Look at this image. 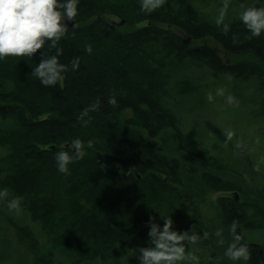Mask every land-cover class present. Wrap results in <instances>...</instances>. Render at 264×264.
Masks as SVG:
<instances>
[{"label": "trees", "instance_id": "obj_1", "mask_svg": "<svg viewBox=\"0 0 264 264\" xmlns=\"http://www.w3.org/2000/svg\"><path fill=\"white\" fill-rule=\"evenodd\" d=\"M241 5L264 7V0H231L225 34L214 22L221 0H166L151 14L140 11L139 0H79L76 19L104 10L150 24L122 31L102 21L81 28L65 23L59 61L69 70L52 87L31 74L41 52L0 60V190H8V199L22 198L19 214L0 201V264H122L124 251L148 241L150 217L161 227L162 219L171 217L173 230L181 233L193 226L201 235L208 232L197 247L209 249L204 264H220L208 208L185 191L187 183L196 178L206 183L214 174L184 166L153 139L169 127L194 145L201 161L264 179V145H259L264 143L259 121L264 119V70L249 61L228 63L211 44L187 43L211 39L225 55H252L264 62V34L251 37L239 20ZM42 51L54 55L56 50ZM74 51L88 59L87 73L71 70ZM89 89L99 94L100 106L85 123L76 101ZM228 95L247 110L245 116L237 114L247 131L244 150L225 143L228 115L240 111L226 107ZM113 97L115 107L108 103ZM215 100L226 103L225 119L217 117ZM76 138L86 155L69 165L70 174H62L55 156L62 150L71 154L68 146ZM218 148H228L234 160ZM256 164L259 172L252 170ZM257 192L264 197V183ZM219 203L229 228L233 221L239 225L237 234L250 252L247 264H264V210L243 209L228 198Z\"/></svg>", "mask_w": 264, "mask_h": 264}, {"label": "clouds", "instance_id": "obj_2", "mask_svg": "<svg viewBox=\"0 0 264 264\" xmlns=\"http://www.w3.org/2000/svg\"><path fill=\"white\" fill-rule=\"evenodd\" d=\"M140 11L151 14L162 8L166 0H139ZM79 0H0V60L8 58H32L36 53L41 52L43 58L40 63L32 70L41 85L52 87L62 82L63 73L69 70V66L60 63L59 57L63 55V49L58 47L60 41L66 36L68 27L67 21H75L78 15ZM231 0H221V6L217 10L215 24L221 28L222 32L227 34L230 25L226 23L228 9ZM239 13V20L251 34V37H260L264 34V7H244ZM75 27V25H74ZM47 45L50 49H55L54 55H45L42 51ZM85 51L92 53V46L88 45ZM71 70L76 71L80 66V59L74 58L70 62ZM217 95L223 96L224 90L218 89ZM213 94H207V100L212 102ZM228 104L236 103L235 98L228 95ZM108 103L117 106L116 99L110 98ZM100 102L89 105L82 110L79 120L90 119L89 114L98 110ZM225 143L231 142L236 133L231 129L224 131ZM93 141L87 142V147H93ZM237 147H241V142H237ZM69 151H59L55 156L56 166L60 173L70 174L69 165L75 160H82L86 155L85 145L79 139L72 140ZM264 161V158H262ZM260 166H255V171L259 172ZM10 193L7 189L0 190V201L7 202V208L10 212L19 214L22 211L20 197L8 199ZM163 227L155 222L154 217L149 218L147 233L148 246L140 247L134 251L139 264H200V258L197 255L201 239L207 240L209 233L202 235L196 231L193 226L191 232H178L173 230V221L171 217L164 218ZM238 223L233 221L230 227L232 242L225 249V257L237 264H247L250 260L248 246L241 243L242 236L237 234ZM218 246H223L225 240L223 231L217 230L214 234ZM126 260V257H121Z\"/></svg>", "mask_w": 264, "mask_h": 264}, {"label": "rangeland", "instance_id": "obj_3", "mask_svg": "<svg viewBox=\"0 0 264 264\" xmlns=\"http://www.w3.org/2000/svg\"><path fill=\"white\" fill-rule=\"evenodd\" d=\"M77 28L81 27H87L90 24H93L94 22L102 21L104 22V25L106 28H118L122 31H132L134 29L144 27L150 24L149 21H140L135 22L131 18H125L121 15L109 12V11H96L94 13H90L87 16H83L81 19H76ZM66 23V22H65ZM67 24V23H66ZM74 27V26H73ZM159 27L171 29L167 25L160 24ZM173 30V28H172ZM187 43H190L191 45H200V44H211L214 48H216L222 58L227 61L228 63L232 62H239V61H249L250 63L256 65L260 70H264V62H261L259 59L255 58L252 55H225L221 49V47L216 44L211 39H205L201 41H187ZM46 48H48L47 45H45ZM64 49V48H63ZM75 52V51H74ZM80 59V66L79 71H84L85 67L88 63V59L85 58L84 55H77ZM74 57V56H73ZM74 59V58H73ZM76 70V71H78ZM75 71V72H76ZM74 72V71H73ZM86 71L82 72L85 73ZM87 73V72H86ZM65 76V75H64ZM72 84L70 87H72ZM63 87V84H62ZM85 93V91H84ZM87 93V91H86ZM100 96L98 93L92 90H88V94H84L83 98L81 97L79 101H76V105H78L77 109L84 110L87 108L86 106H89L93 104V102L99 101ZM236 103L227 105L224 102H220L218 100H215V103L213 105V109H217V117L226 118V112H223L222 107L226 106L228 108H239V112H232L231 116L228 115L227 124L231 130H233L236 133V136L233 138L234 147L238 148L240 150H244L247 147L246 143H242L243 137L247 136V131L244 129L242 124V118L238 117L237 114L240 113V115H244L247 110L243 108L241 105H239V101L235 100ZM100 102V101H99ZM227 102V101H226ZM205 115V114H204ZM192 120L198 119L200 116H196L194 114L191 115ZM245 116V115H244ZM44 118H47V115H44ZM261 123L264 124V119L262 118L259 120ZM250 138V137H249ZM154 142H157L160 146H162L165 149V152L169 156H173L177 158L184 166H193L196 167L200 172L202 173H213L214 175L210 176L207 175V177L210 179L206 183H203L204 181L202 179L196 178L192 184L187 183L186 192L199 196L201 204H204L207 206V215H208V221L212 222L210 225V228L216 232L218 229L223 231V238L225 240V244L223 246H218L216 243V249H218V259L220 260V264H234V262L228 260L225 255V249L227 248L228 244L232 242V236L230 234V228L228 223L225 220L224 215H221V209H220V203L219 200L221 198H228L231 200H234L238 204H240L243 209H262L264 210V197L259 195L257 190H260L263 187L264 179L261 177V175H255L253 176V179H250L247 175L242 176L237 170V168L233 167L232 165L230 168H225L219 165H213L209 163H205L201 161L196 155H195V147L192 145L189 141H182L178 138L176 132L167 127L158 137L153 139ZM241 142L242 146L237 147V142ZM259 145H264V143L259 142ZM64 146V145H62ZM43 147V146H42ZM221 149V148H220ZM218 148V150H220ZM223 154L224 158L227 157V159L234 160V156L232 152L226 148V151L224 149L220 150ZM229 157V158H228ZM76 162V160L74 161ZM101 169H103L104 172H106L108 169H106V166L104 163H100ZM255 171V169H252ZM257 172V171H255ZM229 188L233 190H228ZM257 189V190H256ZM229 209L233 206L231 204H227ZM236 215V214H233ZM236 217V216H235ZM264 243V240H262ZM148 243L147 241L136 243L132 248H130L127 251H124V257H126V260L122 261V264H139V261L136 259L134 251L140 247H147ZM199 248V247H198ZM205 251V252H204ZM204 252V253H203ZM209 249H200L197 252V255L200 258V264H204L208 258ZM220 257V258H219ZM20 259H24L22 256H20ZM239 263V262H237Z\"/></svg>", "mask_w": 264, "mask_h": 264}, {"label": "water", "instance_id": "obj_4", "mask_svg": "<svg viewBox=\"0 0 264 264\" xmlns=\"http://www.w3.org/2000/svg\"><path fill=\"white\" fill-rule=\"evenodd\" d=\"M67 25H69L70 27H73L76 24V21H67L66 20Z\"/></svg>", "mask_w": 264, "mask_h": 264}, {"label": "bare ground", "instance_id": "obj_5", "mask_svg": "<svg viewBox=\"0 0 264 264\" xmlns=\"http://www.w3.org/2000/svg\"><path fill=\"white\" fill-rule=\"evenodd\" d=\"M65 22H66V20H65ZM207 141H205V143H206ZM210 145V143H208V146ZM249 151V150H248ZM213 153V152H212ZM221 155V154H220ZM251 156V155H250ZM254 162V161H253ZM257 165V164H256ZM261 168V167H260ZM260 234V233H259Z\"/></svg>", "mask_w": 264, "mask_h": 264}]
</instances>
